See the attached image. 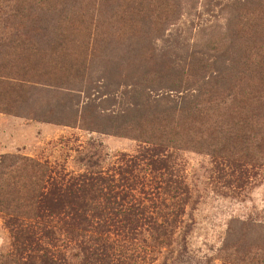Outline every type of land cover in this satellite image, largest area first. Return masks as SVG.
<instances>
[{"label": "rangeland", "instance_id": "374dc122", "mask_svg": "<svg viewBox=\"0 0 264 264\" xmlns=\"http://www.w3.org/2000/svg\"><path fill=\"white\" fill-rule=\"evenodd\" d=\"M156 145L183 223L120 237L133 263L264 264V0H0V254L29 181L3 166L110 175Z\"/></svg>", "mask_w": 264, "mask_h": 264}, {"label": "trees", "instance_id": "16d2710c", "mask_svg": "<svg viewBox=\"0 0 264 264\" xmlns=\"http://www.w3.org/2000/svg\"><path fill=\"white\" fill-rule=\"evenodd\" d=\"M167 150L156 145L110 175L89 154L76 161L86 172L67 179L52 178L47 167L26 159L3 166L4 177L16 169L22 178L29 173V181L25 208L6 207L12 251L0 254V264H134L120 237L148 230L165 238L183 223L187 189Z\"/></svg>", "mask_w": 264, "mask_h": 264}]
</instances>
